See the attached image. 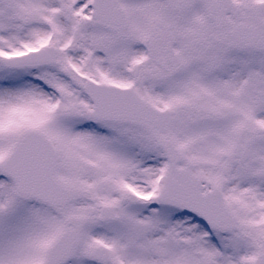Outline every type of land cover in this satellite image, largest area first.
Wrapping results in <instances>:
<instances>
[{
  "label": "snow or ice",
  "instance_id": "6c2138e0",
  "mask_svg": "<svg viewBox=\"0 0 264 264\" xmlns=\"http://www.w3.org/2000/svg\"><path fill=\"white\" fill-rule=\"evenodd\" d=\"M0 264H264V0H0Z\"/></svg>",
  "mask_w": 264,
  "mask_h": 264
}]
</instances>
